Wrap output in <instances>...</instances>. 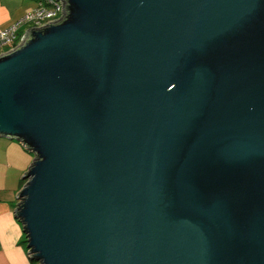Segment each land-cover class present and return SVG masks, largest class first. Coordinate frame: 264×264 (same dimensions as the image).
I'll return each instance as SVG.
<instances>
[{
	"label": "water",
	"instance_id": "95a60500",
	"mask_svg": "<svg viewBox=\"0 0 264 264\" xmlns=\"http://www.w3.org/2000/svg\"><path fill=\"white\" fill-rule=\"evenodd\" d=\"M61 1L0 55L29 263L264 264V0Z\"/></svg>",
	"mask_w": 264,
	"mask_h": 264
},
{
	"label": "crops",
	"instance_id": "0c3cea01",
	"mask_svg": "<svg viewBox=\"0 0 264 264\" xmlns=\"http://www.w3.org/2000/svg\"><path fill=\"white\" fill-rule=\"evenodd\" d=\"M35 6L36 0H0V29L24 18ZM32 158L16 140L0 136V264H30L14 210L22 175Z\"/></svg>",
	"mask_w": 264,
	"mask_h": 264
},
{
	"label": "built area",
	"instance_id": "2783aa9c",
	"mask_svg": "<svg viewBox=\"0 0 264 264\" xmlns=\"http://www.w3.org/2000/svg\"><path fill=\"white\" fill-rule=\"evenodd\" d=\"M61 0H36V6L24 18L0 29V55L16 48L25 39L29 29L55 22L63 16Z\"/></svg>",
	"mask_w": 264,
	"mask_h": 264
},
{
	"label": "rangeland",
	"instance_id": "374dc122",
	"mask_svg": "<svg viewBox=\"0 0 264 264\" xmlns=\"http://www.w3.org/2000/svg\"><path fill=\"white\" fill-rule=\"evenodd\" d=\"M25 241V235H24V238H23V245L25 247V250L27 251V248H26V243L24 242ZM36 264V263H35Z\"/></svg>",
	"mask_w": 264,
	"mask_h": 264
},
{
	"label": "trees",
	"instance_id": "16d2710c",
	"mask_svg": "<svg viewBox=\"0 0 264 264\" xmlns=\"http://www.w3.org/2000/svg\"><path fill=\"white\" fill-rule=\"evenodd\" d=\"M24 183V180L22 181V184Z\"/></svg>",
	"mask_w": 264,
	"mask_h": 264
}]
</instances>
